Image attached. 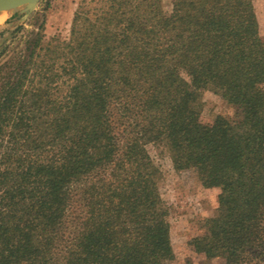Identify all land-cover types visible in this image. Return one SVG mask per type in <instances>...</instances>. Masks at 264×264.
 I'll return each mask as SVG.
<instances>
[{
	"label": "trees",
	"instance_id": "trees-1",
	"mask_svg": "<svg viewBox=\"0 0 264 264\" xmlns=\"http://www.w3.org/2000/svg\"><path fill=\"white\" fill-rule=\"evenodd\" d=\"M212 90L234 117L202 116ZM162 142L218 188L190 245L264 264V41L253 0H80L0 89V264H172Z\"/></svg>",
	"mask_w": 264,
	"mask_h": 264
},
{
	"label": "rangeland",
	"instance_id": "rangeland-1",
	"mask_svg": "<svg viewBox=\"0 0 264 264\" xmlns=\"http://www.w3.org/2000/svg\"><path fill=\"white\" fill-rule=\"evenodd\" d=\"M80 0H39L25 16L24 7L6 10L0 22V89L2 84L17 76L21 60L28 53L36 34L41 31L47 38L70 34L74 12ZM173 0H163L170 12ZM264 41V0H253ZM202 116L213 119L217 115L234 117V108L219 94L206 90L202 96ZM147 149L160 168V191L168 208L171 243L175 253L172 264H220L219 259L209 262L192 250L190 241L203 233V222L217 204L218 188L203 187L194 172H178L173 167L167 146L162 142L149 143Z\"/></svg>",
	"mask_w": 264,
	"mask_h": 264
},
{
	"label": "water",
	"instance_id": "water-1",
	"mask_svg": "<svg viewBox=\"0 0 264 264\" xmlns=\"http://www.w3.org/2000/svg\"><path fill=\"white\" fill-rule=\"evenodd\" d=\"M39 0H0V10H15L24 7L25 16H27L37 5Z\"/></svg>",
	"mask_w": 264,
	"mask_h": 264
},
{
	"label": "bare ground",
	"instance_id": "bare-ground-1",
	"mask_svg": "<svg viewBox=\"0 0 264 264\" xmlns=\"http://www.w3.org/2000/svg\"><path fill=\"white\" fill-rule=\"evenodd\" d=\"M6 10L8 9L0 10V22L5 19V16L7 14Z\"/></svg>",
	"mask_w": 264,
	"mask_h": 264
}]
</instances>
